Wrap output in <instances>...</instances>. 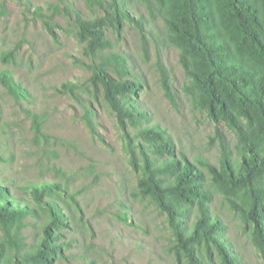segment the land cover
I'll return each mask as SVG.
<instances>
[{
	"label": "rangeland",
	"instance_id": "1",
	"mask_svg": "<svg viewBox=\"0 0 264 264\" xmlns=\"http://www.w3.org/2000/svg\"><path fill=\"white\" fill-rule=\"evenodd\" d=\"M110 1L0 0V71H10L30 96V102L15 101L0 83V184L33 207L30 185L63 186L65 193H58L67 202H58V208L68 222L60 232L67 247L54 264H187L176 260L166 216L133 196L139 172L130 157L141 162L136 130L126 121L121 128L98 74L117 82L140 80L132 99L146 113L147 124L164 130L176 159L185 155L206 177L196 160L219 170L220 144L234 154L236 138L194 105L198 93L179 51L167 44L162 21L151 19L141 0ZM126 15L141 19L142 30ZM79 21L89 33H82ZM95 36L100 46L91 43ZM3 53L14 58L4 63ZM112 53L126 57L133 77L103 66L101 59ZM44 207L18 233L27 246L43 237ZM209 209L239 264H264L250 226L217 192ZM123 215L125 223L119 220ZM210 264H220L214 251Z\"/></svg>",
	"mask_w": 264,
	"mask_h": 264
},
{
	"label": "trees",
	"instance_id": "2",
	"mask_svg": "<svg viewBox=\"0 0 264 264\" xmlns=\"http://www.w3.org/2000/svg\"><path fill=\"white\" fill-rule=\"evenodd\" d=\"M141 1L151 19L162 21L167 44L179 51V62L198 93L194 105L216 124H224L237 143L234 154L220 144L219 170L204 159L196 160L206 177L185 155L176 159L164 130L147 124L146 113L132 99L140 80L117 82L98 74L121 128L126 121L136 130L134 147L141 162L130 157L139 172L133 196L149 201L166 216L178 263L210 264L214 251L220 264H239L221 236L220 221L210 213L213 192L250 226L251 241L264 258V0ZM125 17L142 30L141 19ZM79 24L83 34L90 32L85 22ZM91 43L100 46L101 39L92 37ZM13 58L10 53L2 55L4 63ZM101 60L119 76L132 75L120 53ZM0 83L15 101L30 99L10 71H0ZM162 88L173 102L165 76ZM28 189L35 207L11 197L0 184V264H54L67 247L60 232L68 222L58 208V202H67L58 193H65L63 186L43 183ZM42 206L47 214L43 237L27 246L18 233L27 218H38ZM119 220L125 223L127 217Z\"/></svg>",
	"mask_w": 264,
	"mask_h": 264
}]
</instances>
